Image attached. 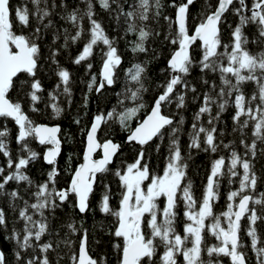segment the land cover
I'll list each match as a JSON object with an SVG mask.
<instances>
[{"label":"snow or ice","instance_id":"6c2138e0","mask_svg":"<svg viewBox=\"0 0 264 264\" xmlns=\"http://www.w3.org/2000/svg\"><path fill=\"white\" fill-rule=\"evenodd\" d=\"M34 5V12L30 13L27 4L23 7L12 8L10 0H0V118L12 120L17 126L16 143L20 146L15 159L9 148L8 137L10 130L6 125L0 126V154L6 157L5 166H0V196H6L13 208L16 202H22L19 208V220L23 221V227L12 228L10 236L6 237L16 244L15 258L18 264H53L49 258L50 252H56L63 244L69 249L71 264H98L88 250V231L83 230L78 252L72 251L73 241L64 239L56 242L45 240L46 236L53 235L51 220L46 213H52L62 208L65 203L79 210L80 214L93 211L90 205V197L94 192V185L98 182V174L112 171L109 165L113 162L120 149V145L106 140L101 143L97 135L102 125H108L109 121H116L121 127L127 128L129 121L136 113L145 108L142 93L147 91L143 75L146 66L140 63L127 69V77L136 85L132 90L126 87V98L138 102L136 107L125 108L117 112L115 108L105 113L96 114L91 126L86 129V145L81 163L72 173V178L66 188L57 187L59 169L57 165L61 152V128L59 125L49 126L37 123L30 118L24 110L22 102H13L9 99V92L16 86L14 79L19 74H27L28 79L20 81L23 95L27 97L30 109L33 113H40L38 105L44 100L45 91L38 73L42 69V48L39 43L43 33L53 27V9L67 6L57 3L56 0H30ZM86 5L81 11L74 8L67 12L61 19L67 20L75 28V34H70L64 29L63 47H69V41L75 43L85 33L83 20L87 18L90 24L82 50L73 60L80 65L88 61L86 67L91 70V57L94 49L99 45L102 60L101 78L99 82L93 75L88 83V92L95 88L100 93L106 86H112L116 81V70L122 63V57L118 54L115 40L110 38L101 23L94 19L96 13L92 0H80ZM100 6L106 11H115L116 19L124 17L127 24V32L137 35L131 51L133 53H147L150 48L147 42L160 35L151 26V21H159L164 4L162 0H98ZM195 0L176 3L172 0L171 7L175 9V20L169 16L163 18L169 21V32L164 36V41L175 46L167 61L166 71L169 73L165 83L159 85L163 91L156 97L147 117L143 119L127 137L129 143L140 145L137 158L134 163L125 168H117L114 175L118 177L121 186V198L119 208L114 210L110 206L111 187L104 185V192L99 201V210L106 216L116 218L114 235L122 239V245L116 243L113 247L118 251L119 264H142L147 258L148 264H152L158 249L162 246L164 251L160 256V264H177V257L182 256L184 264H222L219 257H228L231 264H248L247 252L241 239V220L245 216L248 219L246 235L251 238V248L256 252V264H264V243L261 242L255 227L258 220H264V216L257 215L255 205L264 208V193L256 197L252 193L256 190L257 176L253 168L252 160L258 151L264 153V147L258 148V142L264 145V51L253 53L249 50V43L264 45V0H252L249 6L247 0H217L213 5L205 0L206 9L199 17L194 31L189 28V6ZM124 4H128L129 10H125ZM238 5V6H236ZM115 6V8H113ZM231 10L238 17L235 27L231 24L229 42L222 40V27L226 23L225 13ZM35 17V27L30 35L25 36L13 31L14 20L22 27L30 25L31 17ZM176 25L175 32L171 31L172 25ZM249 25H255L257 39L250 41L245 29ZM60 39L54 36L53 43ZM199 41L200 58L193 56L192 46ZM60 49H50L48 60L56 65L55 76L59 82L53 91L48 93L49 103L45 108H51L52 114L59 117L64 109L60 106L59 97L67 98L71 105L72 89L71 73L60 66L56 57ZM199 68L201 74L218 73L220 84L201 77V82L208 85L210 91L203 93V100L193 116L191 131L188 133V149H195L205 153H217L221 148L230 149L227 158L220 156L212 161L210 174L207 178L203 197L197 201L193 194L192 181L187 179L188 159L182 155L180 134L185 123V117L180 110L186 107V97L189 93H196L197 87L188 77L193 69ZM252 82L256 85V91L247 96L243 86ZM26 89V91L24 90ZM130 93V96L127 95ZM214 93V94H213ZM120 95V94H118ZM197 97L193 96V99ZM123 103V101H121ZM235 108L232 116L233 132L240 134L239 143L243 146L241 154L235 148V141L225 144L219 133L217 125L221 122V116L229 105ZM175 105L176 112L166 113V109ZM217 109L213 114V107ZM84 107H87V96ZM179 116L177 120L176 117ZM207 116V127L203 118ZM243 117V119H241ZM77 124L80 120L75 121ZM251 124L252 136L249 144L246 140L245 129ZM165 129L168 130V156L162 175L152 176L148 163L145 161L144 146L153 139L161 143L165 139ZM203 137V139H201ZM35 140L39 145L48 146L43 154L44 162L50 166L43 182L36 183L28 174L30 163L40 158V153L35 151L30 143ZM160 145L157 144V151ZM101 149L103 156L99 160L93 159V154ZM251 157L249 159L248 157ZM70 159V158H69ZM243 169V174L237 170ZM227 175L229 182L235 177H240L239 189L230 191L227 200V210L220 215L213 212L215 202L219 199L220 180ZM145 181H149L145 187ZM16 185L12 190L6 186ZM102 182V179L101 181ZM26 185L25 192H30L29 202L21 194L20 186ZM163 197L165 204L161 208L158 201ZM72 198V199H70ZM239 198L238 203L236 199ZM184 203V217L186 223L183 227V235L176 229L179 202ZM197 204L199 205L197 207ZM253 205L250 207L249 205ZM148 219L145 221V216ZM38 217V218H37ZM223 217V221L221 219ZM206 221H210L206 224ZM145 224L150 232H145ZM5 211L0 207V227L7 229ZM71 233L80 231L75 222L67 225ZM214 236L218 244L207 245L205 243V230ZM59 235V233H55ZM190 245V246H189ZM207 253L205 260L202 253ZM25 258L24 254H28ZM59 255V253H57ZM213 256L217 259H212ZM0 264H7L5 253L0 250ZM59 264V261H56ZM99 264H107L106 258L101 257Z\"/></svg>","mask_w":264,"mask_h":264},{"label":"trees","instance_id":"16d2710c","mask_svg":"<svg viewBox=\"0 0 264 264\" xmlns=\"http://www.w3.org/2000/svg\"><path fill=\"white\" fill-rule=\"evenodd\" d=\"M52 0H49L51 3ZM59 4L61 0H56ZM66 8L57 7L53 9V16L51 17L53 21V27L43 33L42 40L39 41L42 48V69L38 73V78L41 80L43 87L45 89L43 93L44 100L38 105L41 109L40 113H33L30 109L29 101L20 88V81L28 79L27 74L21 73L15 80L16 85L9 92V99L13 102L20 101L24 105V110L28 113L31 119L37 123H43L50 126L59 125L61 132L59 134L61 139V153L57 162L59 169V176L57 179L58 188H66L71 180L72 173L75 168L82 162L83 152L85 148V138L86 129L91 126L93 117L99 113H105L111 111L113 108L117 112L123 111L125 108L136 107L138 102L126 98L125 90L126 87L132 90L135 89L136 85L131 82L127 77V69L131 68L134 64L140 63L146 66V72L143 75L144 84L147 91L143 92V102L145 108L140 109L136 115L129 121L128 127L123 128L116 121H109L108 125L103 126L98 134V140L103 143L106 140H112L113 143L119 144L120 150L116 155L113 163L109 165L112 170L107 174H104L101 178L100 175L97 177V183L94 187V192L90 197V205L93 211L87 212L85 214H80L79 210L70 207L67 203L63 205L62 208H58L54 214L46 213L49 215L51 220V228L53 230V235L46 236L45 240H51L55 244L56 242L64 239H71L73 241L72 251L78 252L80 239L82 237L83 230L88 231V250L89 254L97 260L98 264L101 257H105L107 264H119L118 262V251L113 247L114 244L120 243L122 245V239L116 238L110 233H114L116 226V218L111 215H105L99 210V201L104 192V185H110L111 187V197L110 206L117 210L119 208V201L121 198V186L118 177L114 175V171L117 168H125L126 165L134 163L138 152L140 150V145L135 143L126 144V139L130 134V131L134 129L150 112L151 106L154 103L156 97L163 91V88L159 85L165 83L169 73L167 69V61L170 58L171 52L174 50L173 45L168 44L164 41V36L169 32V21L165 20L163 17L169 16L175 20V9L171 7L172 0H162L164 4L162 15L159 21H151L150 26L157 32L160 33L159 36L151 38L147 42V47L150 51L147 53H133L131 48L133 43L137 40V35L131 32H127V24L125 23L124 17H120L119 20L116 19L115 11L104 10L98 0H92L94 4V11L96 13L94 19H97L106 34L115 40V46L118 49V54L122 57V63L116 70L115 83L112 86H106L100 93L95 91V88L91 93L88 92V83L91 77L95 75L97 81L99 82L101 78L102 60L99 48L105 47L99 45L94 49V55L91 57L90 62L92 64L91 70H88L86 65L88 61L82 62L80 65L73 63V60L82 50L84 43L88 39V29L90 28L89 21L87 18L83 20V27L85 29L84 35L81 39L75 43L69 41V47L64 48V29H68L70 34H75V28L67 20L61 19L62 16L66 15L67 12L72 11L74 8H80L83 11L86 5L81 3L80 0H62ZM123 2V0H121ZM132 0H129L131 3ZM176 3L182 2V0H175ZM186 2V0H183ZM249 6H251L252 0H247ZM12 8L17 6L23 7L27 4L30 13L34 12L35 7L30 2V0H10ZM209 3L213 5V10L217 5V0H209ZM238 6V5H236ZM115 8V6H113ZM125 10H129L128 4H124ZM206 9L205 0H196L192 6L189 7V28L190 33L194 31L195 25L199 22V17L204 13ZM226 23L222 24V40L223 42H229L231 29L228 27L231 24L233 27L238 23V17L232 14L231 10L225 14ZM36 21L35 17H31V22L29 27H22L17 21L14 20L13 31L17 34H22L28 36L34 30ZM176 25L173 24L171 31L175 32ZM245 33L249 36L250 41L257 39V30L255 25H249L245 29ZM59 35L60 39L53 43L54 36ZM200 43L194 44L192 47L193 56L195 59L200 58ZM60 49V54L56 57L59 61L61 67L66 68L71 73V83L70 87L72 89V103L69 105L67 103V98L64 96L59 97L60 106L64 109L63 113L57 118L52 114L51 108H45V104L49 103L48 93L53 91L55 85L59 82L58 77L55 76L54 72L56 65L52 64L49 60L50 49ZM248 48L253 53L264 51V45L260 43H249ZM208 79L210 82L214 81L217 86H219V74L218 73H204L201 74L199 68L193 69L191 76L188 77L192 84L197 87L196 93H189L186 97V107L180 110V114L185 117V123L182 127V132L180 134L181 141V151L182 155L187 156L189 152L191 153V158L188 159V169H187V179L192 181L193 194L197 201H200L203 197L205 185L207 183V178L210 174V169L212 166V161L224 156L226 158L230 155V149H223L217 151V153H205L195 149H188L189 144L188 133L191 131V124L193 122V116L198 110L199 106L203 100V93L210 91L208 85H204L201 82V77ZM26 91V89H24ZM243 90L247 96H251L253 92L256 91V85L252 82H248L243 86ZM120 94V95H118ZM214 94V93H213ZM130 96V93H127ZM87 96V107H84L85 97ZM193 96L197 97L193 99ZM123 101V103H121ZM168 114H173L176 112L175 105L165 110ZM217 109L213 107V114ZM235 114V108L231 105L227 108L225 113L221 116V122L217 125L218 137L219 133L223 132L224 135L219 137L223 139L224 143L227 144L230 141H235V148L238 152L243 154L244 148L239 143L240 134L238 132H233V121L232 116ZM176 119H179L177 115ZM243 119V117L241 118ZM80 120L77 124L75 121ZM203 123L207 127V116L203 118ZM6 125L10 130L9 148L12 153L13 159L16 158L20 146L16 143L17 126L12 120H3L0 118V126ZM168 130L165 129V139L161 143L158 139H154L151 143L144 146L145 149V161L148 163L150 173L152 176L162 175L165 165L167 163L166 157L168 156ZM245 136L247 142L250 144L252 139V127L251 124L247 129H245ZM203 139V137H201ZM157 144L160 145L159 151H157ZM30 146L37 152L40 153V158L35 162L30 163L28 168V174L36 183L43 182L47 177L46 173L50 170V166L47 165L43 160V154L46 151V147L41 146L37 141L32 140ZM264 147L258 142V148ZM100 154L96 156L98 158ZM70 158V159H69ZM251 159V157H248ZM6 157L0 154V166H5ZM253 168L257 176L256 190L252 195L258 197L259 193H264V153L258 151L257 156L252 160ZM241 175L243 174V169H237ZM102 179V182H100ZM240 177H235L232 182H229V178L225 175L220 180L219 188V199L215 202L213 207V212L216 215H220L222 212L227 210V196L230 191L239 189ZM149 181H145V186ZM16 185L11 183L6 186L10 191L15 188ZM26 185L20 186L21 194L24 195L25 199H29V202H34L30 199V192L34 189H29L25 192ZM72 199V198H70ZM239 198L236 199L238 203ZM160 207L162 208L165 204V199L163 197L158 201ZM17 207L13 208L9 198L6 196H0V207L5 211L6 220L8 223L7 229L0 227V250L5 253L7 264H18L15 258L16 244L14 241L7 239L12 233L13 226L16 229H21L23 227V221L19 220V208L23 206L22 202H16ZM199 205L197 204V207ZM253 207V205H249ZM257 209V215L264 216V208L260 205H255ZM178 216L176 220L177 232L183 235V227L186 223L184 217V203L179 202ZM38 218V217H37ZM148 217L145 216V221ZM223 221V217H221ZM70 222H75L76 227L80 231L76 233H71L67 225ZM210 221H206V224ZM247 216L241 221V232L240 236L245 245L244 251L247 252L248 264H256V252L251 248V238L246 235V229L248 227ZM257 229L258 236L262 243H264V220H258L255 225ZM144 231L150 232L146 224ZM55 233H59L56 235ZM205 243L207 245L218 244L219 241L205 230ZM190 246V245H189ZM163 247L158 249L157 255L153 258L152 264H160V256L163 254ZM59 253V255H57ZM30 253L24 254L25 258L28 257ZM71 252L63 244L57 249L56 252H50L49 258L56 264H71L69 256ZM205 260L208 259L207 253H202ZM212 259H217L213 256ZM222 264H231L228 257H219ZM142 264H148L147 258L142 262ZM177 264H184L182 256L177 257Z\"/></svg>","mask_w":264,"mask_h":264},{"label":"water","instance_id":"95a60500","mask_svg":"<svg viewBox=\"0 0 264 264\" xmlns=\"http://www.w3.org/2000/svg\"><path fill=\"white\" fill-rule=\"evenodd\" d=\"M195 1H196V0H195ZM190 6H192V5H190ZM190 6H189V7H190ZM225 14H226V13H225ZM197 42L200 43L199 41H197ZM197 42H196V43H197ZM193 46H194V45H193ZM193 46H192V47H193ZM19 75H20V74H19ZM19 75H18V76H19ZM15 79H16V78H15ZM15 79H14V80H15ZM146 117H147V116H146ZM146 117H145V118H146ZM145 118H144V119H145ZM49 126H50V125H49ZM98 134H99V133H98ZM97 138H98V135H97ZM153 140H154V139H153ZM153 140H152V141H153ZM152 141H150L149 143H151ZM37 143H38V142H37ZM132 143H135V142H132ZM38 144H39V143H38ZM126 144H131V143H129L128 140L126 139ZM135 144H137V143H135ZM61 145H62V144H61ZM85 145H86V138H85ZM137 145H139V144H137ZM41 146H43V145H41ZM119 150H120V149H119ZM118 152H119V151H118ZM118 152H117V154H118ZM60 153H61V152H60ZM84 153H85V148H84L83 156H84ZM98 154H100V156H99L98 158H96V156H97ZM117 154H116V155H117ZM59 156H60V155H59ZM102 156H103V152H102V150H101V149H97V150L94 152V154H93V159H95V160H99V159L102 158ZM115 157H116V156H115ZM115 157H113V161H114ZM58 159H59V157H58ZM57 162H58V161H57ZM83 162H84V161H83V157H82V162H81V163H83ZM81 163H80V164H81ZM112 163H113V162H112ZM112 163H111V164H112ZM80 164H79V165H80ZM111 164H110V165H111ZM79 165H78V166H79ZM78 166H77V167H78ZM77 167H76V168H77ZM76 168H75V169H76ZM98 175H99V174H98ZM97 177H98V176H97ZM71 178H72V177H71ZM70 181H71V180H70ZM94 187H95V185H94ZM244 218H245V217H244ZM244 218H242V220H243ZM242 220H241V221H242ZM240 223H241V222H240ZM145 259H146V258H145Z\"/></svg>","mask_w":264,"mask_h":264},{"label":"rangeland","instance_id":"374dc122","mask_svg":"<svg viewBox=\"0 0 264 264\" xmlns=\"http://www.w3.org/2000/svg\"><path fill=\"white\" fill-rule=\"evenodd\" d=\"M146 186H147V185H146ZM146 186H145V187H146Z\"/></svg>","mask_w":264,"mask_h":264}]
</instances>
